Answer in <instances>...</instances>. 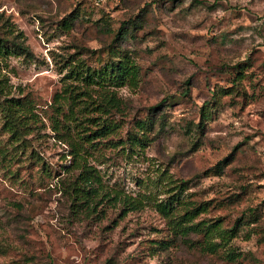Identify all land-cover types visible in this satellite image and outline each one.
<instances>
[{
  "label": "rangeland",
  "instance_id": "1",
  "mask_svg": "<svg viewBox=\"0 0 264 264\" xmlns=\"http://www.w3.org/2000/svg\"><path fill=\"white\" fill-rule=\"evenodd\" d=\"M17 32L31 54L0 55V264H264V0H0L2 44ZM123 56L136 84L87 77ZM201 204L193 223L236 228L213 252L170 221Z\"/></svg>",
  "mask_w": 264,
  "mask_h": 264
},
{
  "label": "trees",
  "instance_id": "2",
  "mask_svg": "<svg viewBox=\"0 0 264 264\" xmlns=\"http://www.w3.org/2000/svg\"><path fill=\"white\" fill-rule=\"evenodd\" d=\"M63 25L66 28H69L71 25V21L64 20ZM10 47L4 46L2 44V40H0V55L11 54V53H19L24 55H30V48L25 43L24 38L22 36V32H17L10 40ZM87 77H97L102 79L105 82H114L116 86H120L125 84L126 82L130 84H136L137 82V67L134 62L129 59L127 56H123L122 58H118L113 60L111 64L106 65L103 69L93 72L90 76ZM8 115L14 118V113H17V106L13 102V100H6ZM203 116V112H202ZM224 162V161H223ZM221 162L220 164H222ZM88 178H84V181H88ZM184 182L180 184H176L174 187L179 188L180 192L183 188ZM72 193L74 194V200L78 201V205H83L85 209V214L90 215V213H95L94 204H91L94 198L97 197V193L95 190L89 188L85 190L84 188L73 187ZM80 193H79V192ZM78 192V193H77ZM179 201L177 194H173L164 202H157L155 204L156 209L164 214L166 217L175 215L172 212L173 209V200ZM175 198V199H174ZM119 202L122 203V210L126 213L127 211L139 209L141 204L140 200L137 198H132L130 196H123L122 198H118ZM184 203V202H183ZM179 204H181L179 202ZM206 208L202 204L199 206H193L191 208H183V212L176 217H170V221L173 225V230L175 233H179L183 236L189 235L191 232L202 231L204 234V244L203 248L206 250L213 252L222 244H226L234 235L236 228L235 226L232 228H223L219 222H207L206 220H199L193 223V220L198 217V215L202 212H205ZM219 238L220 242H215L213 239ZM163 247H166L165 245ZM231 254V253H230Z\"/></svg>",
  "mask_w": 264,
  "mask_h": 264
}]
</instances>
